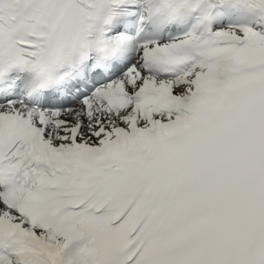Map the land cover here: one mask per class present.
Listing matches in <instances>:
<instances>
[{
    "label": "snow or ice",
    "instance_id": "6c2138e0",
    "mask_svg": "<svg viewBox=\"0 0 264 264\" xmlns=\"http://www.w3.org/2000/svg\"><path fill=\"white\" fill-rule=\"evenodd\" d=\"M0 264H264V0H0Z\"/></svg>",
    "mask_w": 264,
    "mask_h": 264
}]
</instances>
